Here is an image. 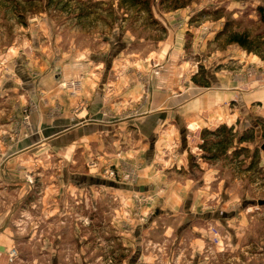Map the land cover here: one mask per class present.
<instances>
[{
  "label": "rangeland",
  "instance_id": "374dc122",
  "mask_svg": "<svg viewBox=\"0 0 264 264\" xmlns=\"http://www.w3.org/2000/svg\"><path fill=\"white\" fill-rule=\"evenodd\" d=\"M77 1L0 0V264H264V62L217 40L228 21L235 31H262L264 0H179L187 5L177 10L152 0L166 35L115 0H91L79 20ZM202 68L208 88L193 82ZM42 70L53 72L44 79ZM104 70H116L111 79L118 71L121 85L100 96ZM58 78L56 100L41 85ZM105 97L109 106L91 119L112 126L108 148L139 150L135 168L99 158L98 141L86 163L81 147L70 154L47 137L63 101L76 100L79 113L84 100L97 107ZM152 100L166 101V147L154 163L141 150ZM189 114L188 124L202 121L200 136L195 125L187 130ZM222 125L254 130V142L240 146L250 150L243 164L231 152L202 159V131ZM32 144L36 152L22 151ZM256 150L260 173L248 169ZM111 171L116 182L105 177Z\"/></svg>",
  "mask_w": 264,
  "mask_h": 264
},
{
  "label": "crops",
  "instance_id": "0c3cea01",
  "mask_svg": "<svg viewBox=\"0 0 264 264\" xmlns=\"http://www.w3.org/2000/svg\"><path fill=\"white\" fill-rule=\"evenodd\" d=\"M76 71L78 74H81V73L82 75L86 74V70H66L65 75L71 76V74H74V72ZM113 71H116V70H104L103 72H97L98 75H101V74L103 75L102 80L99 82L100 87L98 88L100 91V96H102L101 92L105 93L107 88H112L111 90L113 91V93H115L117 91V88L120 87L121 85L120 78L117 77V75L119 74L118 71L114 73V79L108 78V75L112 74ZM52 72L53 70H42L41 74L42 75L46 74L47 77H45L44 79H47L49 73H52ZM89 79L88 81H90ZM83 80H87V79L83 77ZM86 83L92 84L91 82H86ZM60 84L61 83L58 78L56 79L55 82L44 83V85H41L42 87L41 90L42 89L48 90L49 92H51L50 94H52L51 98L52 99L55 98L57 100L61 97L59 96V91L61 90ZM35 86L37 85L34 84L33 86L34 89H36ZM163 89H165L166 91V86ZM107 99L108 98L105 97L103 101L101 100L102 103H100L97 107L92 105L90 99L84 100V104L86 102L85 104L86 107L84 108V110L80 111L79 113H76L74 110V107L76 106V103H77L75 102L76 100H71V102L66 101V103L63 101L61 103V107H63V109L61 108V110L64 111V114L61 116V119L57 118V120L53 122V124L56 123V125L54 124L53 126H51V130L53 131L47 137H49L50 143L53 148H56V149L59 148V150H61V148H63L66 145L68 147L67 149L70 154L75 153L76 150L81 147L83 149V155L86 156V160H85L86 163H88L94 156V153L92 152V147H91L92 143H94V141H98L99 145L97 149L99 152L97 151V156L99 158H108V160L112 162L113 165L117 167H122L123 168L122 170L124 169L127 170L126 168H135L137 166V163H140L139 150L135 151L133 148H131L130 150L125 149L124 151H121V150L119 151V150H115V148H108L106 136H103V135H108V130H111L110 128L112 126H103V125L100 126L99 124H96L98 123L97 120L91 119L92 114L97 113L98 115H101L103 110H105L107 106H109L110 99L109 100ZM198 103H200V101H198L196 105H198ZM119 104H120V101L114 99V102L112 103L113 105L112 107H113V111L115 112V114L120 109ZM147 107L149 108L151 107L152 109H147L145 115L143 116L144 120L143 121L141 120V123H145V121H147V123H149L152 127L148 128V130L151 132L149 135L150 139L148 140V143H147L148 145L144 143L141 147V150L143 151L145 149H148L146 151H149V152H147V155L145 156V158H147L148 160H151V162L154 163L156 162L157 159H159V156H158L159 154L157 151L158 147L159 146L166 147V134L162 135L160 133V129L166 125V101L164 100L161 103L155 104V101L152 100V102L149 101L147 103ZM179 115L182 116L181 112ZM191 116H196V115L189 114L190 118L187 116H183V119L185 120V123H186L187 130L190 132L191 131L193 132L192 129H195L194 132L196 134L195 133L194 134L198 136V133H199V136H200V131H201L200 122L202 121L199 122L198 118L195 117V121L192 124L191 123L188 124L187 120H194L193 119L194 117H191ZM129 118L132 119L133 117L131 116ZM226 121L228 122V119L222 122L227 123ZM118 122L119 121L113 124V126L114 125L121 126V124H123V123H118ZM208 123L210 122L204 121L203 125H205L206 127ZM192 125L193 126L195 125L197 128L191 129ZM231 125L232 124H230L229 126ZM96 126H98L99 130L95 129ZM119 128L122 129V127H119ZM41 143L42 142L38 144H41ZM38 144H35V145H38ZM35 145L32 144V145L23 147L22 151L32 150L36 152L39 148H37ZM130 145H132V143H130ZM114 146L116 147L117 145L114 144ZM188 150H189L188 152L183 151L184 152L183 154L188 153L187 155H189L188 157L189 159H191L192 156L190 155L192 153V150L191 149H188ZM140 188H143V187H140ZM145 189L146 188H144V190ZM4 243L6 242L2 240L1 244L3 245ZM0 249L2 250V248ZM1 259L2 258H0V263L4 261V259L2 260Z\"/></svg>",
  "mask_w": 264,
  "mask_h": 264
},
{
  "label": "trees",
  "instance_id": "16d2710c",
  "mask_svg": "<svg viewBox=\"0 0 264 264\" xmlns=\"http://www.w3.org/2000/svg\"><path fill=\"white\" fill-rule=\"evenodd\" d=\"M50 2L53 0H49ZM120 3V8L126 7L127 4L130 5V8H137L138 16L141 14H145L147 18L152 22L153 25L158 27V29L163 33V35L167 34V30L161 23L155 18L152 9V0H115ZM179 0H160V5H170V10H177L183 7H186L187 3L182 5H178ZM79 10L74 13L75 16L81 20L86 17H89L90 13L88 10H92L94 4H91V0L88 3L77 1ZM69 1L65 2V7L68 9ZM129 12V9H127ZM73 12V10H72ZM257 12L260 17V23L263 26V30L257 32L255 35L251 33L250 30L244 31H235L232 28L234 21H228L225 23L223 30L220 31L217 35V40L223 39V44L225 46H238L243 51L248 54H254L258 56L264 62V6H259L257 8ZM163 40V38H162ZM161 40V41H162ZM202 72L203 78L200 80L198 77L194 76L193 82L201 88H208L210 86V82L205 75V71L203 68ZM202 145L201 149L204 152V159L207 162H214L220 160L222 157L228 159V154L231 152L229 156L231 160H235L239 162L241 157H244V160H240V164H243L245 159L249 157L250 150L248 148L240 147L245 143H252L255 140L254 130H249L239 135L233 127H228L226 125H222L215 130L204 129L201 133ZM264 138V132H263ZM258 160V151L256 150L252 156V161L250 162L248 169L251 171L261 172L258 170L257 165Z\"/></svg>",
  "mask_w": 264,
  "mask_h": 264
},
{
  "label": "built area",
  "instance_id": "2783aa9c",
  "mask_svg": "<svg viewBox=\"0 0 264 264\" xmlns=\"http://www.w3.org/2000/svg\"><path fill=\"white\" fill-rule=\"evenodd\" d=\"M106 175H107V176H105V177H106L108 180H111V181L116 182V178L118 177L116 172H114V171L107 172ZM123 179H127V177L124 176ZM12 255H15V253H12Z\"/></svg>",
  "mask_w": 264,
  "mask_h": 264
},
{
  "label": "water",
  "instance_id": "95a60500",
  "mask_svg": "<svg viewBox=\"0 0 264 264\" xmlns=\"http://www.w3.org/2000/svg\"><path fill=\"white\" fill-rule=\"evenodd\" d=\"M262 149L264 150V145L262 146ZM104 184H105V185H108V186H110V187H117L116 184L111 183V182H106V183H104ZM139 190L143 191L144 188H140Z\"/></svg>",
  "mask_w": 264,
  "mask_h": 264
}]
</instances>
